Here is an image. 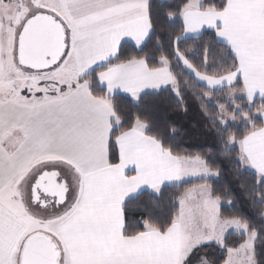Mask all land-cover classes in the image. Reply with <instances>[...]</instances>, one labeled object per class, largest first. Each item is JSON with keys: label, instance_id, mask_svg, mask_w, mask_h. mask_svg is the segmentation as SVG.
Returning a JSON list of instances; mask_svg holds the SVG:
<instances>
[{"label": "crops", "instance_id": "0c3cea01", "mask_svg": "<svg viewBox=\"0 0 264 264\" xmlns=\"http://www.w3.org/2000/svg\"><path fill=\"white\" fill-rule=\"evenodd\" d=\"M9 1L0 0V261L3 264H20L27 239L43 231L57 243L61 264H185L189 254L181 247L189 227L202 229L209 223L210 229L218 230L237 224V220L218 217L222 202L212 195L210 185L202 184L185 192L174 224L165 233L148 229L136 237L124 235L122 205L126 200L144 191L159 194L164 186L201 180L190 178L198 172L209 175L205 180L217 178L205 163L194 158L176 168L174 175L182 180L164 179L160 187L158 171L150 166L153 150L160 143L146 135L147 127L140 122L117 137L119 162L110 163L112 131L121 125L115 127L118 119L111 98L122 95L137 102L139 99L133 98V92L139 98L167 88L178 92L166 60L153 70L145 60L137 59L108 66L97 75L99 86L106 91L105 98H96L90 82L82 79L115 60L124 43L137 48L147 43L152 32L150 0H31V17L49 15L65 26L72 57L65 69L67 81L63 83L71 86L57 97L48 96L40 101L4 89L8 67L3 15ZM226 1L223 11H215L202 9L201 0H190L181 17L183 38L195 39L205 31L215 32L218 41L236 56V72L211 77L196 71L182 56L178 55V60L198 84L210 91L230 89L231 94L250 103L254 96L264 101V0ZM239 80L242 90L237 92L234 87ZM238 147L245 169L257 175L264 171V126L249 133ZM55 162L62 167L57 172L60 177H67V182L76 176L81 191L66 210L71 190L67 184L64 204L50 214L55 217L61 212V216L37 222L25 210L20 193L36 167L39 176L40 167L48 168L45 165ZM46 168L42 172L55 171ZM181 215H185L183 223L178 221ZM210 215L214 217L210 219ZM237 233L246 234L247 240L238 249L228 250V255L235 254L241 260L243 254L237 252L253 234H248L247 227ZM214 236L217 235L209 239L217 241ZM251 249L254 250L253 246ZM194 260L197 263L201 258Z\"/></svg>", "mask_w": 264, "mask_h": 264}, {"label": "trees", "instance_id": "16d2710c", "mask_svg": "<svg viewBox=\"0 0 264 264\" xmlns=\"http://www.w3.org/2000/svg\"><path fill=\"white\" fill-rule=\"evenodd\" d=\"M202 9L223 11L226 0H201ZM190 0H150L149 19L152 32L147 43L137 48L124 43L115 60L101 66L82 79L89 81L91 92L96 98H105L106 91L97 82V75L108 66L145 60L153 69L161 67V61L170 65L172 76L177 82V95L167 88L159 92L142 95L137 102L122 95L111 98L119 128L112 131L109 160L112 165L119 162L115 140L124 132L134 129L137 122L146 127V135L163 143L164 150L179 158H197L205 161L206 166L217 175L213 180L188 181L181 185L164 186L159 194L144 191L126 200L122 205L125 229L124 235L136 237L148 229L165 233L172 227L179 213V201L185 192L195 186L208 184L212 195L222 202L220 217L237 220L245 225L248 234L259 233L254 247L256 264H264V204L254 201L257 195L259 176L244 168L240 160L241 151L237 142L243 141L251 132L244 122L247 116L255 129L264 126L262 119H255V112L264 109V101L256 99L250 103L245 98L229 100L230 89L210 91L198 84L181 66L178 55L182 56L196 71L211 77H222L236 72L238 60L231 49L218 41L216 33L205 31L195 39H184L182 12ZM48 96L57 97L68 90L67 86L47 82ZM44 85V86H45ZM234 90L240 92L239 80ZM40 96V93L37 92ZM25 96L31 97L29 93ZM235 121L224 125L221 108ZM240 108L237 111V108ZM175 129L174 132L171 130ZM235 143L232 144L231 141ZM264 192V186L259 188ZM247 240L246 234L231 232L223 247L207 244L196 248L192 260L205 257L211 264H223L228 250L238 249ZM186 264V263H185Z\"/></svg>", "mask_w": 264, "mask_h": 264}, {"label": "rangeland", "instance_id": "374dc122", "mask_svg": "<svg viewBox=\"0 0 264 264\" xmlns=\"http://www.w3.org/2000/svg\"><path fill=\"white\" fill-rule=\"evenodd\" d=\"M31 0H10L8 2V5L5 6V15H3V20H4V39H3V44H4V55L7 61V67H8V75L4 79V89H11L13 92H18L20 95L25 96L24 93H29L31 95L32 101L34 99L36 100H43L46 97H48V89L49 85H45L47 82H56L59 83L60 85H64L63 83L67 81V79H64L65 75V69L70 65L72 61L71 57V52L70 48L68 47V51L62 61L60 62L59 65L55 66L54 68H50L47 70H40L36 71L34 69H29L22 67L18 61L17 58V49H18V40L20 37V34L23 31V25L26 20L31 17V9L29 7ZM19 3V5L17 3ZM12 4V5H10ZM70 39L68 37V43ZM66 78V77H65ZM69 81V80H68ZM73 84V83H72ZM45 85V86H44ZM71 86V84H70ZM68 86V87H70ZM37 92L40 93V96L37 94ZM8 93V92H6ZM178 93V92H177ZM177 93H175L177 95ZM242 96L246 97L245 94H242ZM238 96L233 95L230 93L229 100L233 102L234 99H236ZM240 108H237V111H239ZM262 110V111H261ZM259 114L260 119L264 120V110L260 109L255 112V115ZM255 116V117H256ZM221 119L224 125L228 123H232L235 121L234 116L228 115L225 111V109L222 107L221 108ZM258 119V118H255ZM246 123L249 125L251 129L250 133H255L258 129H255L251 123V121L248 119L247 116H244V122H242V125ZM115 127H118L120 125L119 120L116 121ZM240 142H237V145ZM234 144V143H232ZM247 164V163H246ZM45 166L46 167H40L39 168V175L41 177L37 178V167L32 175V178L30 179L29 182L25 183L23 186V191H21L20 196L23 202V205L25 207V210L27 211L28 215L37 220V222H41L45 218L48 219H54L55 217L61 216V212L58 213L55 217H50L52 211L56 213L58 209H51L49 207H42L40 204H35L33 196L30 195L31 193V187L34 186V184H39L37 181L47 177L46 175H42L44 172H42L44 169H54L56 172L60 171L62 169L61 165H58V163H49ZM248 166V165H247ZM41 173V174H40ZM51 175V174H50ZM49 175V176H50ZM215 175V174H214ZM52 176V175H51ZM198 178V179H207L210 178L209 175L205 172H198L197 174L193 175L190 178ZM67 179V177H66ZM65 183L63 188L61 189L60 193L63 194L65 192L66 188L65 185H69L70 193L68 197V202L66 203V210H68L78 199L79 193L81 191L79 181L77 180L76 176L73 177L72 180H68ZM38 181V182H39ZM53 216V215H52ZM181 218H179L178 221H181V223L184 222V217L185 215H181ZM183 217V218H182ZM213 215H210V219L213 218ZM220 218V216H218ZM237 224L227 226L224 229H210V224H206L205 227L202 229H192L188 228L187 231L185 232V237L183 240L185 241V244L181 247L182 251H185L187 254H189L190 250L193 248L194 245L197 243H203V241L209 239L212 235H217L214 236V239L218 240L217 245L223 243V238L224 236L228 235L231 232H238L240 229H246V226L243 225L241 222L237 221ZM211 224H213V227L216 226L214 221H211ZM40 225V224H39ZM184 225V224H183ZM182 225V226H183ZM42 226V225H41ZM190 226H193L192 224ZM236 230V231H234ZM46 231L40 232L42 234H47L45 233ZM236 232V233H237ZM36 234V233H35ZM253 236H249L247 243L245 244L244 248H242L238 254H243L242 259L243 261L240 260V258L235 257V254H231L227 256V259L229 260L230 263H232L233 260H238L240 264H256L254 260V250H252V240ZM221 239V240H219ZM256 242V241H255ZM253 251V252H252ZM201 258V260H197V263L195 262L196 260H192L190 264H211L209 260L203 256L198 257V259Z\"/></svg>", "mask_w": 264, "mask_h": 264}, {"label": "water", "instance_id": "95a60500", "mask_svg": "<svg viewBox=\"0 0 264 264\" xmlns=\"http://www.w3.org/2000/svg\"><path fill=\"white\" fill-rule=\"evenodd\" d=\"M52 21L51 25L33 32L25 26L18 40L17 58L22 67L36 71L47 70L60 64L68 51V37L65 26L54 17L41 15ZM44 189H49L46 185ZM55 192V189H51ZM66 199V197H65ZM35 204L39 198L34 197ZM45 207L46 204L41 202ZM20 264H61V252L57 243L48 235L36 233L29 237L20 255Z\"/></svg>", "mask_w": 264, "mask_h": 264}, {"label": "snow or ice", "instance_id": "6c2138e0", "mask_svg": "<svg viewBox=\"0 0 264 264\" xmlns=\"http://www.w3.org/2000/svg\"><path fill=\"white\" fill-rule=\"evenodd\" d=\"M136 75H139V72L136 73ZM239 74H237L238 77ZM164 87H167V85H164ZM157 91L160 90L159 87L156 88ZM178 91V89H177ZM133 98L134 99H139V96H137L135 94V92H133ZM256 97H253V102L255 101ZM262 99H264V97H262ZM255 118H260L259 114H257V116ZM172 132L175 131V129L171 130ZM231 143H235L234 140L231 141ZM192 158H174L171 154V149L169 148L167 151L164 150V146L163 143L161 142L160 145L158 147H156L153 150L152 153V159L150 161V166L154 167L157 169L158 174H159V178L161 179V184L160 187H163V180L167 179L168 181H171L173 179L175 180H182L183 178L180 176H176L174 175L175 170L178 166H180L182 164L183 161L185 160H191ZM196 160L200 161L201 163H206L205 161L200 160L199 157L195 158ZM238 163H242V161L239 160L238 158ZM218 175V173H217ZM259 175V181L257 183V195L254 197V201L256 202H260L262 204H264V192H260L259 188L261 186H264V171H260L258 172ZM259 233H254V237L252 240V246L253 248L255 247V241L256 239L259 238ZM216 242L213 239H207L205 241H203V243H197L196 245L193 246V248L190 250L188 257H186V264H190V257H191V253L194 252L196 250V248L199 247H203L207 244ZM221 247H223V244H220ZM0 264H3V261H0ZM223 264H230L228 259H225L223 261ZM232 264H240V262L238 260H233Z\"/></svg>", "mask_w": 264, "mask_h": 264}, {"label": "flooded vegetation", "instance_id": "af4514ba", "mask_svg": "<svg viewBox=\"0 0 264 264\" xmlns=\"http://www.w3.org/2000/svg\"><path fill=\"white\" fill-rule=\"evenodd\" d=\"M50 19L47 17H42V16H34L29 18L28 20L25 21L23 28L25 26H31L33 28V32H37L40 30V28H43L44 26L51 25L52 21H49ZM18 52V50H17ZM53 68V66H51ZM52 176H51V175ZM42 175H48L47 177L41 179L37 183L39 184H34L33 190H32V196L38 197L39 198V203L44 202L46 204L45 207H49L51 209H58L64 204L65 202V197L67 193V185H65V192L63 194L60 193L61 189L64 186L65 179L61 178L60 175L55 172H45ZM50 175V176H49ZM41 177V175L38 176V178ZM46 185L49 186V189H44ZM51 189H55V192H52Z\"/></svg>", "mask_w": 264, "mask_h": 264}]
</instances>
